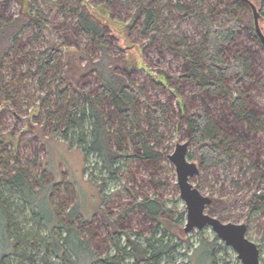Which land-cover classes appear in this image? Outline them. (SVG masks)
Here are the masks:
<instances>
[{
  "label": "rangeland",
  "instance_id": "374dc122",
  "mask_svg": "<svg viewBox=\"0 0 264 264\" xmlns=\"http://www.w3.org/2000/svg\"><path fill=\"white\" fill-rule=\"evenodd\" d=\"M183 1L187 0L155 1L161 18L158 30L164 35L155 38L141 31L143 17L137 8L139 0H111L110 9L104 6L105 0H36L54 25L55 38L65 40L64 49L59 54L61 68L51 69L42 78L43 84L36 75L40 66L39 53L47 48V41L35 25L27 26L18 37L22 53L13 51L5 60L4 72L12 98L7 105L0 104V169L13 174L15 164L19 165L29 176L34 190L52 185V188L40 192V196L34 195L43 213L49 212L46 198L55 187L51 194L54 209L64 218L69 208L76 206V211L82 213L78 223H81L83 235L90 240V246L99 258L116 253L110 230L105 225L104 208L106 214L114 218L133 203V194L139 199L147 196L162 202L172 210V213L164 215L165 218L172 216L178 220V225L185 227L186 224V214L185 218L179 219L180 214L186 212V203L181 198L176 167L170 155L177 143L190 142L183 114L200 111L204 101L202 90L180 78L184 58L177 48L183 50L189 44H199L203 34L202 18L198 12L193 7L182 10L176 6ZM234 1L207 0L206 11L216 9L211 16L217 25L229 23L244 15L241 8L232 7ZM31 3L32 0H0V25L4 18H13L21 11L32 10ZM74 6L79 9L87 7L107 21L110 25L106 38L108 62L118 63L122 73L133 72V80L143 90L145 98L152 104L166 107L165 121L159 124L162 139L155 142L156 149L162 153L161 165L148 167L132 158L128 167L121 172L120 180H107L102 191L85 170L83 151L66 142L62 135L54 134V130L58 126L62 128L64 124L59 118L65 111L67 101L73 97L74 86L83 87L87 83L92 87L99 85L97 65L104 56L103 48L88 39L78 26ZM248 14L255 25L254 11L250 10ZM259 24L264 30V20L260 14ZM232 40L223 47L225 57L228 61L241 54L250 58L252 77L246 84H241L240 89L246 103L260 114V122L253 129H248L246 123L236 122L231 116V110H228L230 101L237 96L234 76L230 79L232 98L217 97L210 100L208 105L217 113L222 132L229 130L227 134L232 137L239 134L244 136V139H235L228 145L235 156L231 174L225 175L217 165H205L200 166L199 173L191 181L204 195L213 199L206 208L207 213L225 222L248 225L247 235L260 246L264 264V212L251 214L249 202L254 193L264 189V49L247 30L237 31ZM60 85L66 89L61 95L57 89ZM108 105L105 102L104 106ZM140 106L141 116H144L146 107L144 103ZM48 111L51 112L49 116ZM111 121L115 129L119 120L112 118ZM126 146L130 152L135 150L131 143L127 142ZM191 147L190 144L189 150ZM94 163L95 157L91 156L90 167L97 173L100 168L96 169ZM43 174L45 181L42 186L37 179ZM0 189L14 202V216L26 231L33 228L35 232L39 230L42 237L49 236L47 229L36 228L30 205L20 194L12 195L7 187L0 186ZM84 218L88 220L83 221ZM119 226L126 231L118 236L120 245L125 246L128 233L132 238L144 241L151 234L155 222L143 211L135 209L128 212L125 219L122 218ZM187 234L192 247L188 249L184 243H180L178 250L160 264H198L202 256L207 262L205 246L197 252V261L192 262L189 256L193 254L194 260V251L200 246L202 238L212 241L218 237L216 232L206 226ZM172 237L180 241L178 236ZM217 243L225 244L219 237ZM217 259V264H242L237 252L229 246ZM52 261L63 264L60 259L52 258ZM126 262H133V259L127 258ZM208 264L213 262L209 261Z\"/></svg>",
  "mask_w": 264,
  "mask_h": 264
},
{
  "label": "trees",
  "instance_id": "16d2710c",
  "mask_svg": "<svg viewBox=\"0 0 264 264\" xmlns=\"http://www.w3.org/2000/svg\"><path fill=\"white\" fill-rule=\"evenodd\" d=\"M156 0H139L138 11L142 15L141 31L155 38L164 36L158 30L161 21L160 13L155 8ZM260 10V18L264 20V0H250ZM257 3V4H256ZM207 0H187L178 2L176 6L182 10L193 7L202 18V36L197 45H187L180 50L184 58V66L180 78L203 91L202 99L204 107L197 112L188 114L183 111L188 138L192 147L188 156L195 160L199 166L217 165L224 174L229 176L232 170L234 153L228 147L235 139H244L243 134L237 137L222 132L217 120V113L209 108L210 100L217 97L232 98L230 79L235 76V89L237 96L230 101L228 110L236 122L246 123L248 129L260 122V114L244 99L240 89L241 84H246L252 77V63L246 54H241L233 60H227L223 47L231 43L237 31L247 30L249 34L259 41L264 49V40L257 31L256 24L248 18V11L253 10L252 4L243 0H235L232 7H239L244 15L237 19L217 25L211 14L216 9L206 11ZM32 10L21 11L13 18H4L0 25V104L10 103L12 94L9 84L6 82L4 67L6 58L13 51L21 52L19 35L29 25H35L41 35L47 41V48L39 53L40 66L36 75L41 78L51 69H60L62 66L60 53L64 49L65 40L56 37L54 25L44 15L36 0H32ZM104 6L112 7L111 0H105ZM259 8V9H258ZM77 12V23L83 34L92 42H97L103 48V58L98 63L99 85L92 87L89 83L83 87L73 88V97L67 101L65 111L59 118L62 128L58 126L54 134L63 136L70 145H76L85 156V170L89 172L90 179L101 189L106 187L107 180H120L121 172L128 167L132 158L142 161L146 166L159 167L162 162V153L155 147L162 139L159 130L161 121H165L166 107L161 104H152L144 96L143 90L133 80V72H120L118 63L108 62L107 32L110 25L97 13L87 7H73ZM254 11V10H253ZM110 29V28H109ZM262 29V28H261ZM264 34V30H262ZM59 95L66 89L57 87ZM105 102L109 105L104 106ZM145 105V118L141 116V106ZM51 112L48 111V116ZM112 118H117L119 124L113 128ZM131 143L135 149L130 152L126 143ZM95 157L94 167L100 168L97 173L90 167V158ZM45 174V171H44ZM37 181L43 186L45 175ZM260 176V175H259ZM0 186L10 189L12 195L20 194L29 205L36 222V228L47 229L48 237H42L41 232L33 228L26 231L22 223L14 216L15 204L6 197L0 189V264H54L52 258L60 259L63 264H160L166 257L174 254L180 245L184 243L189 249L192 247L190 237L185 232L183 225H178V220L172 216L164 215L172 213L162 202L149 197L139 199L133 194V203L124 209L116 217L104 214L106 227L112 237L116 253L113 256L99 258L92 247L90 240L83 235L81 223L78 217L82 213L73 205L61 218L51 202V194L55 187L47 194L46 202L48 213H43L34 200V195L52 188V185L43 186L41 190H34L27 173L15 164L14 173H8L0 169ZM42 196V195H41ZM105 198V196H103ZM251 214L264 212V189L254 193L249 198ZM135 209L143 211L151 217L155 226L151 234L144 241L126 235V244L121 246L118 236L126 231L119 226L122 218L128 212ZM186 212H182L180 218H185ZM88 219L84 218L83 221ZM162 226L164 228H162ZM164 229V230H163ZM163 232H159V231ZM178 236L175 240L172 236ZM218 237L209 241L202 238L200 246L189 256L190 260L197 261V252L202 246L206 247L207 262L203 256L198 264H208L209 261L217 264L219 254L228 249L223 243H217ZM204 254V255H206ZM188 255V254H187ZM133 262H126L127 258Z\"/></svg>",
  "mask_w": 264,
  "mask_h": 264
},
{
  "label": "water",
  "instance_id": "95a60500",
  "mask_svg": "<svg viewBox=\"0 0 264 264\" xmlns=\"http://www.w3.org/2000/svg\"><path fill=\"white\" fill-rule=\"evenodd\" d=\"M243 1L252 4L256 28L264 40L256 6L250 0ZM189 147L188 141L179 142L175 151L170 155V159L176 167L181 198L186 203L185 232L189 233L209 226L226 245L237 252L242 264H262L260 247L248 237L246 223L225 222L206 212V208L212 204L213 199L204 195L191 181V178L199 173L200 168L195 161L188 158Z\"/></svg>",
  "mask_w": 264,
  "mask_h": 264
},
{
  "label": "flooded vegetation",
  "instance_id": "af4514ba",
  "mask_svg": "<svg viewBox=\"0 0 264 264\" xmlns=\"http://www.w3.org/2000/svg\"><path fill=\"white\" fill-rule=\"evenodd\" d=\"M199 166V165H198ZM199 168H200V166H199ZM248 232V231H247ZM225 243V242H224ZM228 246V245H227ZM259 246V245H258ZM230 247V246H229ZM260 247V246H259ZM261 250V249H260ZM262 261V260H261Z\"/></svg>",
  "mask_w": 264,
  "mask_h": 264
}]
</instances>
